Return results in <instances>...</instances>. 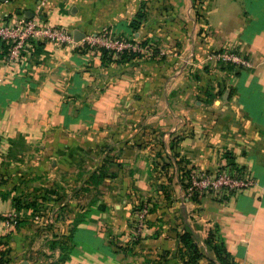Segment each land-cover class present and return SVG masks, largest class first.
I'll return each mask as SVG.
<instances>
[{"label": "crops", "instance_id": "crops-1", "mask_svg": "<svg viewBox=\"0 0 264 264\" xmlns=\"http://www.w3.org/2000/svg\"><path fill=\"white\" fill-rule=\"evenodd\" d=\"M26 17L151 47L119 62L40 38L16 62L0 48L6 264L175 258L187 228L201 240L217 228L237 264H264V0H0V24ZM218 50L252 66L220 62ZM229 161L254 186L196 199L184 188L192 170Z\"/></svg>", "mask_w": 264, "mask_h": 264}, {"label": "built area", "instance_id": "built-area-1", "mask_svg": "<svg viewBox=\"0 0 264 264\" xmlns=\"http://www.w3.org/2000/svg\"><path fill=\"white\" fill-rule=\"evenodd\" d=\"M0 36L4 40L13 42L8 58L11 62H16L20 57L23 49L33 38H40L43 41L54 42L61 45H70L74 48H82L87 51L96 48H105L112 52L121 53L124 51H146L139 42L133 39L113 36L107 29L95 34H88L83 39L77 41L76 38L55 26H47L36 18L26 17L21 20H14L9 23L0 24ZM216 60L238 66L249 68L252 66L251 61L236 51L218 50L211 54ZM191 184L188 188L189 194L192 195L195 190L203 191H226L234 193L251 188L255 184V178L250 172L243 175L231 173L227 170L217 172H207L201 169L191 171ZM150 211L148 203H144L142 208L136 214L137 233L141 234L146 227V218Z\"/></svg>", "mask_w": 264, "mask_h": 264}, {"label": "trees", "instance_id": "trees-1", "mask_svg": "<svg viewBox=\"0 0 264 264\" xmlns=\"http://www.w3.org/2000/svg\"><path fill=\"white\" fill-rule=\"evenodd\" d=\"M141 18L142 17L138 15L137 19L133 20L132 27H134V29L139 27V19ZM34 40L35 39L33 38L29 42ZM139 44L146 48L151 47L150 45H146L147 42L144 43L142 42ZM12 45L13 42L4 40L0 36V48L4 50L2 54H6V55L9 54ZM76 49L77 50L79 49L78 51H82V52L87 51L86 49H82V48H76ZM96 49L102 52L103 59L104 61L107 62H111V61L119 62L124 59L132 60L136 58H141L143 56V53L139 51H124L121 53H116L105 48H96ZM153 50L156 52L155 49ZM224 169H226L231 173H238L240 175H243L246 172L243 168L236 167L235 164L232 163L231 161H229V163L224 167ZM190 174L191 172L188 173V183L184 185L185 186L184 188L187 191L191 184ZM200 193H201L200 191L195 190L192 194L193 199H196L197 195ZM143 203L144 202L140 203L141 205L138 206L135 210L140 209ZM178 241H179V247H178L179 250L188 251L187 253H189L191 257L190 260H188L189 262H187L186 264H190V263L200 264V260H201L200 258L204 256L205 253L208 252L211 253L208 258L210 264H237V261L235 260L232 253L229 251L223 236L220 235L219 230L217 228L210 229L204 240H201L200 236L196 234L191 228H187L184 232L178 234ZM200 241L202 242L203 246H201ZM5 255H6V250L5 251L0 250V264H2L3 262L5 263L8 262V259L5 258Z\"/></svg>", "mask_w": 264, "mask_h": 264}, {"label": "rangeland", "instance_id": "rangeland-1", "mask_svg": "<svg viewBox=\"0 0 264 264\" xmlns=\"http://www.w3.org/2000/svg\"><path fill=\"white\" fill-rule=\"evenodd\" d=\"M140 204V203H139ZM137 205L140 206V205ZM142 208V207H141ZM140 208V209H141ZM140 209H137L135 211H139ZM200 244L201 246H203V244L201 243L200 241ZM188 251H180L179 248H177V251H176V257L173 258L171 253L168 252V253H165V252H160L159 254H152L150 252H145V254H143V258H141L138 254L139 252H135L133 255V259H132V263H135V264H186L187 262H189L188 260H190V255L189 253H187ZM211 253H205L204 256H202L200 259L201 260H204L202 261L204 264H207V260L209 258V255ZM200 260V264H203ZM2 264H6L5 262H3ZM192 264V263H190Z\"/></svg>", "mask_w": 264, "mask_h": 264}, {"label": "water", "instance_id": "water-1", "mask_svg": "<svg viewBox=\"0 0 264 264\" xmlns=\"http://www.w3.org/2000/svg\"><path fill=\"white\" fill-rule=\"evenodd\" d=\"M30 16H32V15H30ZM84 36H85L84 34H82L81 36L77 35L76 40L79 41V40L83 39Z\"/></svg>", "mask_w": 264, "mask_h": 264}]
</instances>
